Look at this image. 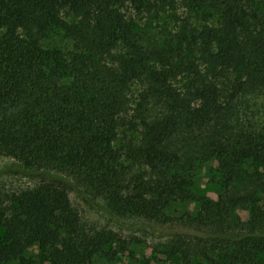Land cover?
<instances>
[{
    "label": "trees",
    "instance_id": "obj_1",
    "mask_svg": "<svg viewBox=\"0 0 264 264\" xmlns=\"http://www.w3.org/2000/svg\"><path fill=\"white\" fill-rule=\"evenodd\" d=\"M172 3L0 0V157L39 179L0 195V264H91L120 241L80 229L70 202L79 189L121 215L179 223L167 253L183 264H264V129L241 114L243 99L264 94V0H183L186 16H163ZM205 11L214 16L203 25ZM141 20L172 33L145 45ZM57 30L68 51L44 48ZM246 160L263 172L244 171ZM211 161L216 201L192 191ZM186 201L199 204L195 215L166 214ZM31 244L43 248L37 259L24 258Z\"/></svg>",
    "mask_w": 264,
    "mask_h": 264
},
{
    "label": "rangeland",
    "instance_id": "obj_2",
    "mask_svg": "<svg viewBox=\"0 0 264 264\" xmlns=\"http://www.w3.org/2000/svg\"><path fill=\"white\" fill-rule=\"evenodd\" d=\"M115 6L126 16H137L136 12L129 6ZM183 0H173L166 8L167 13L163 16H186L183 9ZM245 6H248L247 4ZM253 13V12H252ZM64 16H72L68 10ZM204 18L198 20L203 24L207 20H213L214 16L209 11L203 12ZM168 20V19H167ZM212 22V21H210ZM137 34L145 45H160L166 41L167 36L172 33V24H164L160 21L149 22L148 20L137 21ZM45 49H61L68 51L70 41L66 38L64 31L52 32L43 44ZM242 122L246 126L253 125L264 129V94L257 96L248 95L241 101ZM24 166L11 157H0V195H11L24 190L34 189L39 184V179L29 169H20ZM242 169L248 173L263 172L261 166L254 165L252 161L242 162ZM218 164L211 161L199 168L195 173L192 191L210 200L216 201L223 193ZM70 202L74 213L79 218L80 229L84 234L96 231H113L119 237L118 242H113L104 247L103 251L97 253L91 264H183L180 255L171 256L167 253L173 233L180 229L179 223L160 224L140 216L121 215L113 210L105 198H97L79 189L70 194ZM8 207L3 210L9 214ZM200 209L197 202L186 201L172 203L166 206V214L171 218H181L184 215H195ZM242 218L246 220L248 213L239 211ZM2 215L0 213V241L5 237ZM43 248L39 244H31L24 253V258L37 259ZM13 261L10 264H18ZM194 264H211L205 259L194 260Z\"/></svg>",
    "mask_w": 264,
    "mask_h": 264
}]
</instances>
